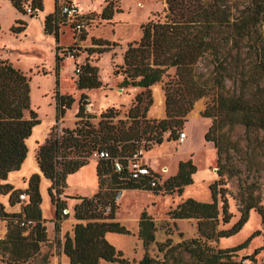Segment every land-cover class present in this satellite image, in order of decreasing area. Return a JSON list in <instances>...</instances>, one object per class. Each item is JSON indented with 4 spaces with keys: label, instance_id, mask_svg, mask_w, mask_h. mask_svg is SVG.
<instances>
[{
    "label": "trees",
    "instance_id": "16d2710c",
    "mask_svg": "<svg viewBox=\"0 0 264 264\" xmlns=\"http://www.w3.org/2000/svg\"><path fill=\"white\" fill-rule=\"evenodd\" d=\"M101 16L111 19L115 13L112 1L106 0ZM167 14L162 18L150 19L142 25V36L139 40L128 43L123 54V63L116 65L114 75L123 77L122 87L139 86V93L127 113L128 120L120 119L113 123L116 116L115 108H108L101 113L98 123L92 121L96 115L87 111L86 93H82L79 108L76 113L75 127H61L62 118L73 106L75 98L59 91V79L55 92L56 114L46 140L39 146L37 160L41 172L52 181L49 194L55 205V231L58 248L69 257L73 264H101L111 262L117 264H133L124 252L117 248L108 238V232L131 234V230L116 219L120 208L119 193L129 189L153 190L155 193L182 194L184 187L194 183V174L198 167L193 159L181 161L176 174L164 183L152 184L159 174L152 171L149 175L133 178L128 171V159L141 148H151L152 143L161 144L165 132L171 130V139L178 140V129L186 122L187 114L192 110L194 102L204 96L205 91L195 75V66L200 57L210 52L216 63L217 72L221 75L222 86H225V75L230 65L224 54L220 34L223 28H228L232 34V42L244 39H255L248 46V52L255 56L250 64H242L243 78L247 87L251 83L254 89H245L239 96L221 95L218 98L220 113H207L214 116L213 123L206 134L208 141H214L218 149V163L222 148L218 141L211 137V132L220 124L219 118L227 119L224 124L235 120L245 125L247 130L264 131V0H251L240 18L231 21L223 0H166ZM15 8L25 13L24 0H11ZM33 8L43 10V0H31ZM59 0L53 13L47 15L44 30L46 34H54L60 39ZM118 11V10H117ZM34 17V16H32ZM12 26L14 33L25 31L27 23L23 20ZM69 25V24H64ZM71 27V26H70ZM73 27H71L72 29ZM1 29V24H0ZM73 38L78 36L74 30ZM236 39L238 41H236ZM256 40H259L257 43ZM98 46L91 52H109L116 42L96 38ZM55 72L59 77L60 60L57 46ZM241 49V47H240ZM234 65L231 62V66ZM81 72L76 83L79 90L97 89L103 86L99 75V67L89 61L80 65ZM176 68L177 87L167 84L164 87L166 95V117L160 120L147 118L149 107L153 104L152 87L163 81L171 68ZM221 67V70H220ZM239 63L233 68L238 69ZM146 95L148 99L146 100ZM145 102V105H143ZM31 86L29 76L7 59H0V179L7 180L12 171L19 170L28 154L27 139L31 137L33 128L41 123L38 113L31 108ZM30 111V118L26 112ZM61 129V130H60ZM56 131V132H55ZM146 139L145 145L142 141ZM107 149L109 158L98 159L97 175L99 189L91 196L65 194L68 187L67 176L78 171L90 162L95 150ZM122 158L125 164L123 171H116L114 160ZM220 179L210 184L212 201H201L189 197L173 208L169 214L172 218H197V237L184 239L173 243L168 237L166 241L156 240L157 225L153 217L144 210L139 220L138 236L143 241L145 253L139 264H229L237 251L246 248L252 239L261 233L256 231L243 243L232 248H219L210 241L229 238L238 234L250 217L252 209L258 211L264 221V208L258 187H241L242 206L240 218L229 228H219L220 223H229L233 217L230 211L226 187L225 172L218 168ZM41 175L34 173L28 180L25 189L15 188L10 183L0 184V194H10V204L22 202L19 212L7 211L0 201V220H7L8 231L0 239V255L7 264H22L37 257L44 244L49 241L47 219L43 216L42 194L40 190ZM25 193L27 201L20 195ZM222 206H219L220 198ZM78 200L74 206V217L78 222L72 233L67 232L65 239L59 236L62 221L69 216L64 210L68 208L67 199ZM24 223V224H22ZM170 235V231L167 230ZM152 243H156L163 258L153 256L149 252ZM257 249L256 252H258ZM45 257L41 264L47 263ZM36 264V263H35Z\"/></svg>",
    "mask_w": 264,
    "mask_h": 264
},
{
    "label": "rangeland",
    "instance_id": "374dc122",
    "mask_svg": "<svg viewBox=\"0 0 264 264\" xmlns=\"http://www.w3.org/2000/svg\"><path fill=\"white\" fill-rule=\"evenodd\" d=\"M62 1L64 0H59V3ZM109 1L113 2L115 9V14L111 19H104L100 11L91 12L85 30L76 37V40L73 38V32L69 25H60L59 33L62 32V35L57 41L54 34L45 33L41 13L31 18L30 14L17 11L10 0H0V59L9 60L29 76L31 108L37 111L38 118L46 126L51 122L53 125L56 123L55 92L57 79H59V91L75 98L73 106L62 118L60 126L75 127L78 101L82 95V91L78 90L76 85L79 75L75 74V68L87 61L99 67V75L103 81L102 87L92 89L87 94V111L96 115L92 121L98 123L101 113L112 107L116 109L114 112H117L116 116L111 119L113 123H118L120 119H129L127 116L129 108L136 96L142 92V88L139 86L122 87L120 83L123 77L115 76L114 68L123 63V54L128 43L141 38L144 23L150 19L162 18L164 20L168 4L166 0ZM250 3L251 0H223L222 2L228 10L231 21L240 18ZM119 9L122 12H118ZM16 16L20 19H16ZM18 20L27 23L25 32L14 33L12 31V26L18 25L16 23ZM262 27L264 30V24ZM231 35L228 28H223L220 34L225 47L224 54L227 58V63L224 65H230L228 73L232 75L228 76L227 74L223 77L225 78L224 87L220 80L222 77L217 72L215 59L210 52L207 51L204 56L200 57L195 66L196 78L207 92L194 102L192 110L185 117L186 122L178 129V131H187L189 140L183 143L171 139V130H169L164 133V140L161 144L152 143L148 150L143 148V154L139 160L145 162L146 158H151L152 168L159 174L161 183H164L165 180L177 173L179 163L189 160L194 152V162L202 166L194 174V183L186 185L181 195L177 192L167 194L164 193L165 191L155 193L153 190L129 189L123 191L118 198L120 208L116 219L119 218L117 220L126 225L131 230V234L114 233L111 238L113 244L121 249L133 264H139L145 253L143 241L136 232L144 210L153 217L157 225L156 240L159 242H164L168 237H171L173 243H177L199 235L197 218L175 219L170 216L169 212L189 197L201 201H212L210 184L214 182L211 181L214 178L213 171L218 172L219 167L225 172V175L223 177L224 184H219L218 187H226L230 211L233 213L231 221L226 224L221 222L219 228H229L240 218L242 206L240 191L243 186L252 184L253 188L258 187L256 193L261 195V204L264 208V131L247 130L243 123L235 120L224 124L223 122L227 119L219 118L220 126L211 132V137L216 139L222 148L220 163H218L219 155L215 142L208 141L206 138L215 117L205 116V110L208 108L207 113H214L216 117H219L217 113H220L221 108L217 100L221 95L239 96L245 89L250 92L254 89V85L252 86L251 83L247 87L241 63L250 64L253 62L255 56L248 52V46L253 45L255 39L246 38L243 41L236 39L238 42L233 43L232 40L228 41L232 37ZM96 38L108 39L111 42H116L117 45L109 52H91L92 49L98 47L94 43ZM256 42L258 43L259 40ZM58 45L62 46L58 52L61 57L59 77L55 72ZM231 62L234 65L239 63L238 69H234ZM176 80H178L176 68L173 67L159 85L163 90L167 84L177 87ZM161 95L159 86L152 87L153 104L147 112L148 119L160 120L163 118L161 113L164 110V103L160 102ZM160 111L161 113L158 114ZM163 115L165 118L166 108ZM26 116L30 118V111L26 112ZM43 127L45 126L43 125ZM142 143L145 145L146 139ZM96 160L98 161L95 157H91L87 165L67 176V184L70 186L71 192L89 194L93 184L97 183ZM206 162H209L207 168L203 167ZM220 178L217 173L215 181ZM81 186L86 189L79 191ZM219 198L221 207L222 200L221 197ZM23 201H27V199L25 198ZM69 203L71 204V201ZM45 209L50 215V206L46 205ZM72 217L70 213L62 221L63 225ZM3 223L8 225L7 220H0V232ZM167 230L170 231V235L167 234ZM258 230L261 233L252 239L248 247L237 251L229 264H264V221L262 215L254 209L250 211L248 222L238 234L229 238H220L218 241L213 240L210 243L219 248H232L246 241ZM44 245H48L49 249L41 251L37 257L22 264H41V260L45 257L49 262L50 254L57 244L54 242ZM257 249H259L258 252H256ZM149 252L153 256L163 258V253L159 251L156 243L150 245ZM0 264H7L2 260L1 255ZM101 264L117 263L102 262Z\"/></svg>",
    "mask_w": 264,
    "mask_h": 264
},
{
    "label": "crops",
    "instance_id": "0c3cea01",
    "mask_svg": "<svg viewBox=\"0 0 264 264\" xmlns=\"http://www.w3.org/2000/svg\"><path fill=\"white\" fill-rule=\"evenodd\" d=\"M64 1H68V0H64ZM70 1L76 3L78 5L81 13L85 17H87L88 19H90L89 13L95 12V11H98V12L100 11L102 13L103 10H104V8H105V6L107 5L106 0H70ZM56 3H57V0H43V4H44L43 7L44 8H43V10H40L39 11V15L41 13L42 16H43V18H42L43 19V26H45V19H46L47 15H49V14H51V13H53L55 11V9H56ZM15 9L17 11H19L17 8H15ZM118 12H122V10L119 9ZM16 17H17L16 19H20L18 16H16ZM31 18H34V17L31 16ZM23 32H25V31H23ZM61 35H62V32L60 34V38H61ZM16 67L19 68L18 66H16ZM155 86H159L160 89H161V92H162V95L160 97V102L162 101L164 103V110H163L162 113L160 111L158 114L161 113L162 117L164 118V115L163 114H165V108H166V95H165V91L163 90L162 86H160L159 84H156L153 87H155ZM80 91H82V93L88 94V92L90 90L89 89H83V90H80ZM78 108H79V104H78ZM77 111H76V113H77ZM75 118H76V115H75ZM75 122L76 121H74V124H75ZM42 125H44L45 127L43 129H40L38 131L39 136L36 137V138H34V134L36 132V129H38ZM52 126H53V123L52 122L48 126H46L41 121L40 124L36 125L33 128V132L31 134V137L29 139H27V145H28L29 151H28V154H27V158L25 159L22 167L19 170L12 171L9 174V177H8L7 180L0 179L2 183H10L15 188L25 189L26 187H28V180H29V178L34 173H40V175H41L40 190H41V194H42V198H43V201H42V210H43V216H44V218L47 219L46 226H47V232H48V238H49V241L47 243H54V239H55V236H56L55 223H54L55 214H56V208H55V205L52 203L51 196L49 194V190H50V186L52 184V181L49 178H47L41 172L40 167H39V164H38V160H37V152H38L39 146L46 140V138H47V136H48V134H49ZM69 128H73V126L72 127H69ZM185 132L187 134V137H186V139L184 141H181L183 143H186L189 140V134H188L187 131H185ZM32 139H34V141ZM194 155H195V153L193 152L192 155H191V158L193 159V161H194ZM145 162L149 165V167L152 169V171L156 172L152 168V162L153 161H152L151 158H146V161ZM97 165H98V161L96 160L95 171H96L97 183L95 185L93 184V186H92L89 194H86L84 192H71L70 191V188H69L70 186H68L66 188L65 194L66 195H69V196H75V195L91 196L92 194H94L95 192H97L98 189H99V180H98V175H97ZM208 166H209V162H206V164L203 167L207 168ZM83 167H81V168H83ZM197 167H198V170H199V168L202 167V166L197 165ZM168 170H169V168H168ZM213 172H214V178L211 181H214L215 182V179L217 178V172H215V171H213ZM85 189L86 188L84 186H81L78 190L81 191V190H85ZM125 191H127V190H125ZM0 201L5 205L7 211H9V212H19V211H21L22 202H20V203L17 202L15 205H11L10 204V194H0ZM70 201H71V204L69 203ZM77 201L78 200H76V199H71V198H68L67 199V206H68L67 209L69 211L68 214L71 213L73 217H72V219H70L69 221H67L64 225H63L64 222H62L61 231L59 233V236L62 239V241H64L65 234L67 232L72 233V230H73L74 225L78 222V220L73 215L74 206L77 203ZM46 205L50 206V212H51L50 215L47 213V210L45 209ZM117 219H119V218H117ZM138 230H139V227H138V229L136 231L137 233H138ZM7 231H8L7 224H4L3 223L1 225V232L0 233H2V234L0 236V239L4 238L6 236ZM114 233H116V232H108L107 233V238L112 243H114V242H113L111 236ZM46 249H49L48 245H44L42 247V250L41 251H44ZM47 264H73V263H71L69 257L63 252V248H57V246H54L53 252L50 254L49 262Z\"/></svg>",
    "mask_w": 264,
    "mask_h": 264
},
{
    "label": "built area",
    "instance_id": "2783aa9c",
    "mask_svg": "<svg viewBox=\"0 0 264 264\" xmlns=\"http://www.w3.org/2000/svg\"><path fill=\"white\" fill-rule=\"evenodd\" d=\"M24 9L26 13L30 14L31 16H38L39 10L33 8L31 4V0H24ZM59 16H60V25L69 24V26L73 27L72 30L77 35H81L85 30L88 18L85 17L78 5L70 0L60 2L59 4ZM65 50V48H63ZM81 72V66H76L75 74L79 75ZM61 130V129H60ZM187 137V134L184 130L179 132L178 140L184 141ZM143 154V148H141L138 152L134 153L132 156L127 157L128 159V171L131 173L133 178H139L142 175H149L151 174V168L149 165L144 161H139ZM91 157H95L96 159H106L110 157V153L107 149H99L95 150ZM114 166L116 171H123L125 168L124 161L122 158L118 157L114 160ZM156 181H153L152 184L155 186L157 183L161 182L159 178H155ZM122 194L119 193L118 198ZM21 199L27 198L25 193L20 195ZM65 213H68V209L64 210ZM24 224V223H22Z\"/></svg>",
    "mask_w": 264,
    "mask_h": 264
},
{
    "label": "bare ground",
    "instance_id": "6f19581e",
    "mask_svg": "<svg viewBox=\"0 0 264 264\" xmlns=\"http://www.w3.org/2000/svg\"><path fill=\"white\" fill-rule=\"evenodd\" d=\"M44 127H43V125L42 126H40L38 129H36V132H35V134H34V138H36V137H38L39 136V134H38V131L40 130V129H43ZM33 141H34V139H32ZM36 140V139H35ZM32 144V143H31Z\"/></svg>",
    "mask_w": 264,
    "mask_h": 264
}]
</instances>
